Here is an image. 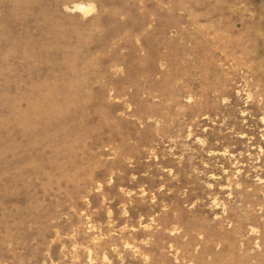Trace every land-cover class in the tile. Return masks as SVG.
Listing matches in <instances>:
<instances>
[{"label": "rangeland", "instance_id": "obj_1", "mask_svg": "<svg viewBox=\"0 0 264 264\" xmlns=\"http://www.w3.org/2000/svg\"><path fill=\"white\" fill-rule=\"evenodd\" d=\"M0 264H264V0H0Z\"/></svg>", "mask_w": 264, "mask_h": 264}]
</instances>
